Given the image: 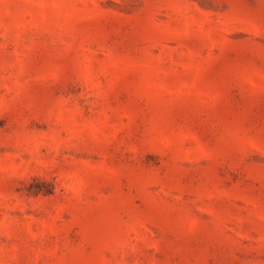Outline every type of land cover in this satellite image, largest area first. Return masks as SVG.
<instances>
[{
  "label": "rangeland",
  "instance_id": "rangeland-1",
  "mask_svg": "<svg viewBox=\"0 0 264 264\" xmlns=\"http://www.w3.org/2000/svg\"><path fill=\"white\" fill-rule=\"evenodd\" d=\"M0 264H264V0H0Z\"/></svg>",
  "mask_w": 264,
  "mask_h": 264
}]
</instances>
